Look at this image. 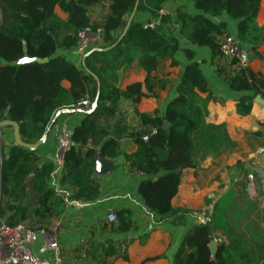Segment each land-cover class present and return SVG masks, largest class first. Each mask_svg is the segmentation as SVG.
<instances>
[{
    "label": "trees",
    "instance_id": "obj_1",
    "mask_svg": "<svg viewBox=\"0 0 264 264\" xmlns=\"http://www.w3.org/2000/svg\"><path fill=\"white\" fill-rule=\"evenodd\" d=\"M99 1L102 0H0V120L17 123L22 140L32 144L49 132L55 117L63 110L76 109L86 95L92 101L98 98L97 109L88 113L74 129V141L79 147L66 154L62 179L63 184L78 189L76 198L93 200L98 193L90 176L97 151L114 159L120 149L119 141L109 138L102 126L110 110L105 103L106 87L102 83L98 93L91 75L100 78L93 68L95 61L98 57H108L115 49L123 55L131 46L140 53L139 65L148 74L147 84L149 76L157 70L160 57L171 58L172 67H176L175 55L182 52L189 65L165 117L142 116L143 125L156 133L147 141L140 133L128 135L138 151L127 160L145 176L157 178L146 180L141 187L147 206L166 222L179 214L171 201L178 192L182 171L197 168L199 159L207 161L235 146L225 125L208 122L207 107L213 95L202 72L204 62L196 61L193 50L182 49L180 39L200 48H210L216 57L220 50L215 37L228 32L227 22L220 20L226 17L238 22L237 39L242 46L257 54V49L264 44V25L256 21L264 0H186L194 4L198 14L190 15L179 9L175 17H165L162 27L156 30H144L142 24L133 21L126 37L114 50L93 53L86 58L82 71L56 56L58 41L46 24L57 6L68 12L76 34L67 37L62 46L76 48L78 33L92 26L86 8ZM108 1L112 14L102 27L106 43L112 41L113 33L124 30L123 20L137 2ZM169 1L140 0L137 12H160ZM34 59L49 61L25 62ZM64 81L71 84L68 93L62 86ZM227 87L229 93L241 95L236 108L242 117L251 114L257 97L264 99V76L249 68L231 77ZM140 89L139 84L128 87L123 95L139 94ZM166 121L169 126L165 125ZM0 156V222L17 225L31 218L48 219L64 212L65 201L49 187V179L56 172L54 164H41L35 152L17 146L10 155L1 147ZM130 228L126 225L120 230ZM210 241L209 224L201 223L185 238L175 264H235L231 261V247L225 244L218 247L213 258ZM250 257L251 254H244V264H251Z\"/></svg>",
    "mask_w": 264,
    "mask_h": 264
},
{
    "label": "crops",
    "instance_id": "obj_2",
    "mask_svg": "<svg viewBox=\"0 0 264 264\" xmlns=\"http://www.w3.org/2000/svg\"><path fill=\"white\" fill-rule=\"evenodd\" d=\"M179 9L190 15L198 14L194 4L186 0H170L162 6L161 11L173 18ZM86 11L90 24L98 27H103L112 14L108 0L96 2ZM130 15L123 20L124 28ZM157 16L158 12H137L134 22L143 25ZM220 20L228 24L226 35L237 38L238 22L226 17ZM256 21L260 26L264 25V1ZM46 25L58 41L56 56L84 71V56L79 55L75 47L62 46L67 37L76 34V29L70 24V14L57 6ZM123 31L113 33L112 41L98 48L113 45ZM222 38L223 35L216 36L215 41L219 44ZM180 40L182 49L193 50L196 61L204 62L202 72L213 95L207 107L208 122L225 125L234 148L222 153L216 160H198L197 168L182 171L178 192L171 201L173 209L179 214L162 222L147 206L146 197L141 191L146 180L156 181L157 178L145 176L127 160L128 156L138 151V146L128 135L151 134L152 130L143 125L142 116L165 117L169 103L177 97V89L189 61L180 52L174 58L178 65L172 67L171 58L160 57L157 70L149 76V83L146 84L148 74L139 65L140 53L131 46L123 55L115 50L108 57H98L93 68L99 74L100 78L96 77L101 85L103 83L107 89L105 103L110 110L102 126L109 138L119 141L120 149L116 158H107L114 162V169L107 175H98L94 165L90 178L97 197L93 200L76 198L78 189L62 183L63 173H60L57 164L61 128L68 126L74 130L82 124L87 114L80 111L74 114L59 113L52 128L40 139L43 144L35 152L41 164L56 166V172L49 179V187L65 201L66 207L62 214L48 219L31 218L26 223L44 227L54 222L60 223L62 264H175L185 238L201 223L209 224V248L213 258L218 247L225 244L227 248L231 247L229 252L233 263L244 264V254H251V264H264V211L255 209L256 213L260 212V221L255 224L254 220H249L256 214L254 209L231 207V202L238 195L232 192L228 170L237 161L248 160L242 159L244 153L250 152V157L256 151L264 150L259 146L251 147L259 140L264 142V99L261 98L259 103L254 102L249 116L238 115L236 107L241 95L229 93L227 82L241 72L239 67L225 61L220 54L213 57L210 48H200ZM249 52V69L264 76V44L257 49V54ZM138 84L141 85L139 94L131 92L128 96L123 95L128 87ZM62 86L68 93L71 84L64 81ZM92 88L93 84L90 83L88 89ZM66 99L69 100L68 94ZM13 135L12 128L1 130L0 148L3 147L7 155L17 146ZM111 212L117 216V222L113 224L107 221ZM246 221H249L248 224H245ZM126 225L131 226L130 230L121 231L120 228ZM258 254L263 258L259 259Z\"/></svg>",
    "mask_w": 264,
    "mask_h": 264
},
{
    "label": "built area",
    "instance_id": "obj_3",
    "mask_svg": "<svg viewBox=\"0 0 264 264\" xmlns=\"http://www.w3.org/2000/svg\"><path fill=\"white\" fill-rule=\"evenodd\" d=\"M167 17L164 11L158 12L156 19L142 25L144 30H156L163 25V19ZM105 33L102 27L89 26L78 33L76 51L85 55L91 50L105 43ZM221 57L230 63H235L240 71L250 66L251 54L242 46L240 41L231 36L224 35L219 43ZM94 101L86 95L84 100L76 108L77 111L88 114L93 110ZM151 134L144 135L147 141L150 135L156 133L151 129ZM74 141V130L68 126L61 128L59 135V154L57 164L60 173H63L66 154L78 148ZM264 155L260 149L254 153L250 161L254 164L255 158ZM263 174L259 173V178ZM256 189L255 179L248 176L246 191L254 197ZM111 224L117 222V216L111 212L107 216ZM60 223L54 222L49 227H33L27 223L10 225L4 221L0 222V264H62V249L59 241Z\"/></svg>",
    "mask_w": 264,
    "mask_h": 264
},
{
    "label": "rangeland",
    "instance_id": "obj_4",
    "mask_svg": "<svg viewBox=\"0 0 264 264\" xmlns=\"http://www.w3.org/2000/svg\"><path fill=\"white\" fill-rule=\"evenodd\" d=\"M258 146L264 149V142L259 140V143L254 144L251 147H253L252 149H254L255 147H258ZM249 153H244L242 156V159L244 158L248 159L246 162L237 161L236 164L232 168L228 169L230 170L229 176H231L230 179L232 180L231 182L232 192H234L235 195H238V197L236 199H233V201L231 202L232 203L231 207L254 209V211L255 209L259 211H264V158H263L264 155L259 158H255L254 164H253L250 161V159L251 157H253L254 153L250 157H249ZM217 158L218 157H215L214 160H216ZM199 160L201 162H204L201 159ZM259 173L263 174V176L260 178H259ZM250 175L254 177L255 184H256V189H255L256 195L254 197H251V195L246 191V187L248 183V176ZM254 213H256V211ZM259 214L260 212L259 213L257 212L253 217H251V219L249 218V220H254L253 222H255V224L258 223V221H260ZM248 222L249 221H246L245 224H248ZM33 227L38 228V227H44V226H33Z\"/></svg>",
    "mask_w": 264,
    "mask_h": 264
},
{
    "label": "water",
    "instance_id": "obj_5",
    "mask_svg": "<svg viewBox=\"0 0 264 264\" xmlns=\"http://www.w3.org/2000/svg\"><path fill=\"white\" fill-rule=\"evenodd\" d=\"M140 0H137L136 5L130 15L129 21L127 23V25L124 28V31L121 35V37L118 39V41L111 45L110 47L107 48H95L93 50H91L89 53L83 55L84 56V61H83V65L85 67V60L87 57L91 56L93 53L95 52H103V53H107L110 52L112 50H114L120 43L121 41L126 37L133 21L134 18L137 14L138 11V6H139ZM79 55H82L81 53L78 52ZM49 60L48 59H34V60H26L25 62H37L39 64H44L47 63ZM93 76V78L96 80L97 84H98V93H100V87H101V83L100 80L93 74H91ZM262 97H257L256 98V103H259L262 99ZM98 107V98L94 101L93 103V111H95ZM64 114H74L77 112L76 109H65L62 111ZM166 126H169V123L166 121L165 122ZM12 128L13 129V136H14V141L16 143V145L19 148H22L24 150H28L31 152H36L39 147L43 144V140H39L36 143H25L22 140L21 134H20V127L17 123L12 122L10 120H0V134H1V130L4 128ZM0 165H1V156H0ZM94 165H95V170L97 172L98 175L100 176H104L107 175L108 173H110L113 169H114V162L112 160L107 159L106 157H104L101 152L98 150L97 151V155L94 159Z\"/></svg>",
    "mask_w": 264,
    "mask_h": 264
}]
</instances>
